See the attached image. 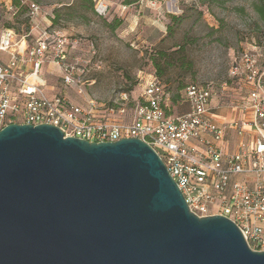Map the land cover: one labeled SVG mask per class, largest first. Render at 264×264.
I'll list each match as a JSON object with an SVG mask.
<instances>
[{
  "label": "water",
  "instance_id": "water-1",
  "mask_svg": "<svg viewBox=\"0 0 264 264\" xmlns=\"http://www.w3.org/2000/svg\"><path fill=\"white\" fill-rule=\"evenodd\" d=\"M0 264H264L227 218L198 217L136 139L45 124L0 131Z\"/></svg>",
  "mask_w": 264,
  "mask_h": 264
},
{
  "label": "built area",
  "instance_id": "built-area-1",
  "mask_svg": "<svg viewBox=\"0 0 264 264\" xmlns=\"http://www.w3.org/2000/svg\"><path fill=\"white\" fill-rule=\"evenodd\" d=\"M92 1L98 15L107 13L103 2ZM39 11L38 4L30 5L31 18ZM38 33L0 30V131L8 124H45L91 143L139 139L157 153L190 213L229 219L251 250L264 251V59L244 53L229 68L230 79L246 90L230 104L243 118L217 125L212 113L224 106L223 96L211 83H190L174 101L156 75L146 74L136 98L122 93L106 107L85 92V69L71 55L77 40L45 29ZM50 64L77 100L47 88ZM230 131L245 137L238 153L221 148Z\"/></svg>",
  "mask_w": 264,
  "mask_h": 264
},
{
  "label": "rangeland",
  "instance_id": "rangeland-1",
  "mask_svg": "<svg viewBox=\"0 0 264 264\" xmlns=\"http://www.w3.org/2000/svg\"><path fill=\"white\" fill-rule=\"evenodd\" d=\"M100 1L107 6L101 16L94 1L91 11L75 0H0V30L35 36L45 29L76 39L71 55L85 69V92L106 107L122 93L136 98L139 78L146 74L156 75L174 101L190 83H211L230 104L244 90L230 79L229 68L244 53L264 59V25L252 8L255 0ZM34 3L40 11L31 18ZM35 24L39 28L33 29ZM45 79L52 93L77 100L60 79Z\"/></svg>",
  "mask_w": 264,
  "mask_h": 264
},
{
  "label": "crops",
  "instance_id": "crops-1",
  "mask_svg": "<svg viewBox=\"0 0 264 264\" xmlns=\"http://www.w3.org/2000/svg\"><path fill=\"white\" fill-rule=\"evenodd\" d=\"M46 71L48 72L46 76H48L50 79H52V77L57 78L59 76V70L53 64L46 66ZM233 103H235V101L230 104L232 105ZM213 104L217 106L216 101H214ZM230 104H225L223 102L224 106H222V108L219 107L213 110L212 120L215 124L222 125L223 123H227L234 119L237 120L243 118V114L240 113L238 110L235 111V109H233ZM184 108L186 110V107H183V109ZM185 110H181L180 112ZM226 135V139L221 144L222 150L232 153H238L239 149L243 146L245 137H237L232 131L228 132Z\"/></svg>",
  "mask_w": 264,
  "mask_h": 264
},
{
  "label": "trees",
  "instance_id": "trees-1",
  "mask_svg": "<svg viewBox=\"0 0 264 264\" xmlns=\"http://www.w3.org/2000/svg\"><path fill=\"white\" fill-rule=\"evenodd\" d=\"M75 1H77V2H80V1L86 2L88 4V8L91 11L93 10V1H91V0H75ZM139 1L140 0H124L123 2L126 5V4H133V3H136V2H139ZM72 6H74V4H72L69 7H72ZM81 6H83V5L81 4ZM252 8H253L254 12H256L259 21L264 25V0H255V2L252 3ZM94 9H95V6H94ZM155 67H157V66H155ZM245 91L246 90H244V92Z\"/></svg>",
  "mask_w": 264,
  "mask_h": 264
}]
</instances>
